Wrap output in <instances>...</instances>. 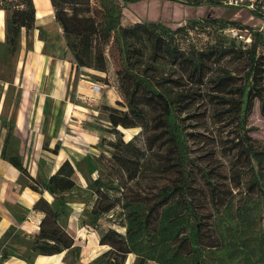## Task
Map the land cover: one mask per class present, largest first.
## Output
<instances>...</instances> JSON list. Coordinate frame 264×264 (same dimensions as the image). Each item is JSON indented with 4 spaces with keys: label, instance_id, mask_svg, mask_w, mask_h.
<instances>
[{
    "label": "rangeland",
    "instance_id": "rangeland-1",
    "mask_svg": "<svg viewBox=\"0 0 264 264\" xmlns=\"http://www.w3.org/2000/svg\"><path fill=\"white\" fill-rule=\"evenodd\" d=\"M72 1L78 2L77 11L81 16L95 20L107 40L101 42L106 63L105 70L101 71L96 69L94 61L92 67L75 66V58L59 23L57 29L42 31L46 55L56 57L60 62L64 60L77 70L71 81V103L82 100L91 106V110L105 104L103 95L89 97L83 93L92 91V83L99 82L102 90L105 85L109 87L106 90L113 88V93L127 105L124 91L128 84L119 79V73L127 70L139 74V78L151 82L170 102H175V121L169 120L168 124L179 129V165L189 176L190 194L195 196L203 215L200 225L187 212L181 213L174 223H165L163 236H167L168 241L160 240L162 235L147 237V249L129 254L125 264H160V260L162 264L168 263V256L161 255L165 248L169 256L180 252L174 264H264V167L258 168L256 162L249 159L252 152L247 147L248 143L264 147V74L259 79V90L250 92L254 84L247 77L250 64L246 60L237 62L233 57L214 67L213 77L208 74L201 79L193 76L186 65L176 67L161 59L154 62L151 43L155 37L171 40V44L181 51L196 55L209 52L212 47L231 48L232 39L225 31L248 29L254 34L257 56H264V0H141L128 5L119 0ZM74 6L63 5L69 14ZM153 23L156 28L151 27ZM179 27L185 30L181 34L166 32ZM133 28H139L140 37L136 41L132 39L128 46L123 32ZM27 47L31 48L30 41ZM129 47L135 48V54L128 51ZM22 57L21 43L15 52L5 44L0 47V150L7 143L11 149L8 155L23 161L12 136L21 95L17 80ZM221 78L225 79L218 85ZM80 80L87 82L79 83ZM187 93L195 96V104L176 111L177 103L188 102L189 99L183 98ZM141 98L146 100L143 96ZM123 107L128 110L125 106L116 110L125 112L121 109ZM70 108L73 107L70 105ZM72 110L67 126L66 123L63 125L68 134L77 138L79 145H73L75 149H68L66 154L77 170L79 186L67 195V200L72 202L71 211L61 222L74 236L75 248L65 252L60 264H122L123 255L109 246H101V236L110 229L126 236V199L135 205H128V209H137L143 220L147 212L145 208L161 198V190L179 180L170 158L163 157L167 160L166 167H152V163L144 162L150 145L162 149L169 142V136L166 133L158 136L156 130L142 132L140 127L115 129L109 122V113L100 111L96 115L84 108L80 115H74ZM67 111L68 108L62 114L68 115ZM84 130L95 134H87ZM63 135L59 138L64 139ZM149 136H153L151 143ZM83 139L88 140L87 144L81 142ZM44 148L36 151L34 157L43 156L47 174H50L55 169V159L50 150L46 149L47 153H44ZM66 155L59 162H63ZM99 156L106 160V163L102 162L106 164V180L109 182L106 202L112 200L116 206L94 228L86 225V221L98 196L88 190V185L103 172ZM89 157L94 158L98 168L93 174L87 164ZM140 166L144 171L138 169ZM203 170L212 172V185L204 182ZM135 173L139 179L132 181ZM23 180L28 183L25 176ZM112 184L118 185L120 191L113 189L115 185ZM155 218H151L153 225L157 222ZM175 234L179 237L173 239ZM21 240L28 243L24 238ZM247 244L250 247H246ZM255 250L263 252L257 255Z\"/></svg>",
    "mask_w": 264,
    "mask_h": 264
},
{
    "label": "trees",
    "instance_id": "trees-1",
    "mask_svg": "<svg viewBox=\"0 0 264 264\" xmlns=\"http://www.w3.org/2000/svg\"><path fill=\"white\" fill-rule=\"evenodd\" d=\"M122 4L128 5L141 0H119ZM55 10L56 21L62 26L66 39L68 41V47L71 50L76 67H92L93 61L96 65V69L104 71L106 67L104 59V51L101 49V42L107 37L104 36L103 30H99V26L96 24L93 18L83 17L77 11V3L72 0H51ZM190 6H201L200 3H187ZM61 5V6H59ZM63 5H75L72 14H69ZM0 9L10 12L9 17L6 20L7 39L6 46L11 48L12 52H15L19 44L21 43L23 29L31 30L35 27L36 23V9L33 0H0ZM138 25V24H137ZM151 27L156 28V24H151ZM140 27V26H139ZM225 29V28H224ZM226 30V29H225ZM224 30V31H225ZM139 28L137 29H126L124 30V40L127 45H130L132 39L136 41L139 39ZM183 27H179L176 30H166L167 33L181 34L184 32ZM173 38V37H172ZM162 38L155 37L152 43L153 61L159 59L166 60L173 66L186 65L190 69V73L193 76H197L204 79L208 74L213 77L215 74L214 67L220 66L223 61L227 59H233L237 62L246 60L250 64V69L247 74L248 79H252L254 84L251 90H259L260 78L264 74V56H257L258 46L255 44V37L253 34V44L249 48H244L243 45L238 44L232 40L230 45L231 48L226 47H212L209 52H200L199 54L189 55L184 51H181L176 46H173L170 41L161 40ZM136 47V46H135ZM128 51L135 54V48L129 47ZM130 58V63L131 62ZM211 67V68H209ZM210 69L206 72L207 69ZM261 76V77H260ZM119 79L122 82L128 84V89L124 91L125 98L127 99V105L123 102L118 101L116 106H108L103 104L101 112L109 113L110 124L117 129L118 127L128 128H142V132L148 133L151 130H156L158 136L162 133H166L169 136V142L171 144L164 146L162 149H156L150 145V152L145 158L147 162L154 165H160L162 167L167 166V158H170L171 166L176 169V173L179 180L175 185L169 188L165 187L161 190V198L154 203L152 206L145 208L147 210L145 218L141 219V214L137 212V209L130 208L134 207V202L126 199V208L128 210L126 219L128 221L127 234L126 236L117 232L114 229L108 230L107 233L101 236L100 244L102 246H109L118 254L123 255V262L125 264L127 256L129 254L142 251L147 249L145 245V239L150 237L160 236V240L168 241L167 236H163V232L166 231L165 223H174L177 221L178 216L187 212L190 218L200 225L203 222V215L199 211V208L195 202V196L190 194L192 189L188 184V174L184 168L179 165V129L175 126L171 128L168 124L169 120L175 121L173 116V104L170 102L151 82H145L139 78V74H135L127 70L125 73H119ZM225 78H221L218 82ZM262 82V80H261ZM125 84V83H124ZM145 97L146 100L141 97ZM184 99H189L186 104L184 102L177 103L175 106L177 109H186L188 105L195 104V96L190 93L183 94ZM119 106H125L121 108L125 112H118L116 109ZM172 129V130H171ZM173 131V132H171ZM153 136L148 137V141L151 143ZM9 138V136H8ZM7 142V136H6ZM8 144L4 146L2 150V157L8 160L13 166H15L23 176L28 179L29 187L40 194L48 192L53 197V202H49L47 199L41 197V199L35 204L33 210L40 212L44 215L40 225L38 233L26 239L27 244L22 242L19 234L15 236V242L19 243L25 248V253L22 255L24 260L28 264H35V260L38 256H54L62 254L64 252L71 251L75 248V238L68 231V229L62 224L61 219L70 213L72 202L67 200V195L71 194L78 183L76 181L77 170L75 166L66 160L60 168L46 180L34 179L28 169L24 166L23 161L16 156L8 155ZM115 145H112L114 147ZM247 147L251 150L252 154H249V159L254 160L258 168L264 167V147H259L254 143H248ZM58 148L53 150L54 153L58 152ZM163 157H166L163 158ZM99 161L106 163L103 156H99ZM87 164L90 168L91 173H95L96 168L94 158H88ZM103 172L88 185V190L95 193L98 197L95 202V208L90 212L86 225L91 227H97L101 218L110 212L116 203L112 200L106 202V188L109 182L106 180V164L102 163ZM140 171H144L141 166L138 167ZM143 173V172H142ZM202 177L205 183L212 185L213 176L212 172L203 170ZM139 179L136 173L132 176L131 180ZM115 184H112V186ZM112 189V188H111ZM113 189L120 191L118 185L113 186ZM124 194H122V197ZM129 200V201H128ZM155 212L157 213L155 215ZM160 214V215H158ZM156 216L157 221L154 225L151 218ZM172 233V232H171ZM13 234V230L9 231L6 235V240ZM179 235L175 234L173 239L178 238ZM247 241V240H246ZM171 247V246H170ZM246 247H250L247 244ZM165 248L161 255L166 259L168 263L174 264L175 257L180 256V252L176 251L172 256H169V252ZM18 250V249H17ZM256 254H260L263 250H255ZM8 254L0 253V263L6 259ZM106 256V255H105ZM117 259V256H116ZM162 264V261H159Z\"/></svg>",
    "mask_w": 264,
    "mask_h": 264
},
{
    "label": "crops",
    "instance_id": "crops-1",
    "mask_svg": "<svg viewBox=\"0 0 264 264\" xmlns=\"http://www.w3.org/2000/svg\"><path fill=\"white\" fill-rule=\"evenodd\" d=\"M33 2L36 9L35 27L31 30L23 29L21 37L23 62L17 80L21 95L19 108L15 113L12 136L17 141L18 155L23 158V164L30 175L34 179L44 181L56 173L66 160H70L66 155L68 149H75L73 145L79 146L76 143L77 138L66 132L71 110L73 109L74 115H80L81 109L86 108L99 115L103 105L91 110L89 108L91 106L82 100L71 103L69 99L72 88L71 81L77 70L64 60L60 62V59L46 55L45 40L41 37L42 31L49 32L59 27L54 7L51 0H33ZM9 15L10 12L0 9V47L6 44V20ZM28 41L31 42V48L27 47ZM29 57L31 61H29ZM83 82L87 81H79V83ZM97 84L102 83L97 82ZM106 87L109 88L105 85L104 90L83 93L89 97H93L94 94L103 95L106 105L115 106L120 101V97L113 93V91L115 92L113 88L111 91L106 90ZM79 88L81 89V87ZM82 98L88 97L82 96ZM68 104L73 108H70ZM83 104L89 106H83ZM67 108L68 115L64 116L62 112ZM64 123L66 126L63 125ZM84 131L87 134H95L93 131ZM62 135L65 136V141L59 138ZM87 141V139L81 140L83 144H87ZM93 144L96 145V142ZM58 146V152L54 153L53 150ZM43 148L50 150L53 153L52 158L55 159L53 163L55 169L50 174H47L43 156L34 157V153L43 150ZM9 150L11 149L8 148ZM45 150L44 153H47ZM65 155V160L59 162ZM23 177L20 170L2 157V150H0V253L8 254L0 264H28L22 256L25 253V248L15 242V236L19 234L26 239L35 236L44 218L42 213L33 210L35 204L41 197L51 203L54 200L48 192L40 194L33 191L29 187L30 182L25 183ZM76 181L79 186L77 179ZM11 230H13V234L6 240V235ZM64 254L65 252L54 256H38L35 264H60Z\"/></svg>",
    "mask_w": 264,
    "mask_h": 264
},
{
    "label": "built area",
    "instance_id": "built-area-1",
    "mask_svg": "<svg viewBox=\"0 0 264 264\" xmlns=\"http://www.w3.org/2000/svg\"><path fill=\"white\" fill-rule=\"evenodd\" d=\"M232 40L236 41L238 44L244 46V48L250 47L253 44V34L250 30H241L238 28H230L225 31ZM92 90L98 92L102 90V86L98 84L92 85ZM89 101V100H88Z\"/></svg>",
    "mask_w": 264,
    "mask_h": 264
}]
</instances>
